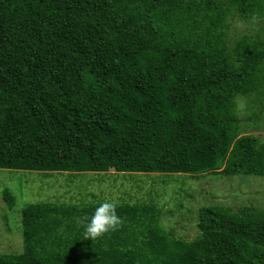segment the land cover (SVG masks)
<instances>
[{"label":"trees","instance_id":"16d2710c","mask_svg":"<svg viewBox=\"0 0 264 264\" xmlns=\"http://www.w3.org/2000/svg\"><path fill=\"white\" fill-rule=\"evenodd\" d=\"M262 23L264 0H0V168L264 176L239 108L264 101ZM103 201L27 203L0 264H264V207L204 205L187 240L154 199L114 202L119 227L84 237Z\"/></svg>","mask_w":264,"mask_h":264},{"label":"rangeland","instance_id":"374dc122","mask_svg":"<svg viewBox=\"0 0 264 264\" xmlns=\"http://www.w3.org/2000/svg\"><path fill=\"white\" fill-rule=\"evenodd\" d=\"M230 33L242 35L253 28L237 16L230 18ZM264 25V23H262ZM257 26L253 33H258ZM256 93L239 99V108L246 133L259 134L264 139V112L260 119L250 115L264 105ZM256 98V99H255ZM15 196L10 209L4 199V189ZM137 202L151 199L163 206L161 222L168 230L192 240L199 236L197 227L200 207L225 205L233 210L241 206L264 207V176L223 175L216 173L172 174L126 173L114 169L108 172L53 171L0 168V252H21L24 248L21 212L30 202L56 201L87 203L96 200Z\"/></svg>","mask_w":264,"mask_h":264},{"label":"clouds","instance_id":"9594fccd","mask_svg":"<svg viewBox=\"0 0 264 264\" xmlns=\"http://www.w3.org/2000/svg\"><path fill=\"white\" fill-rule=\"evenodd\" d=\"M121 224L116 205L111 200H104L95 208L85 225L84 237L95 238L106 232L116 230Z\"/></svg>","mask_w":264,"mask_h":264}]
</instances>
